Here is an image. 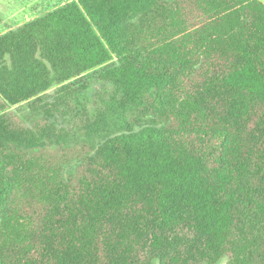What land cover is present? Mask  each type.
<instances>
[{
    "label": "trees",
    "instance_id": "16d2710c",
    "mask_svg": "<svg viewBox=\"0 0 264 264\" xmlns=\"http://www.w3.org/2000/svg\"><path fill=\"white\" fill-rule=\"evenodd\" d=\"M264 264L263 0H74L0 35V264Z\"/></svg>",
    "mask_w": 264,
    "mask_h": 264
},
{
    "label": "rangeland",
    "instance_id": "374dc122",
    "mask_svg": "<svg viewBox=\"0 0 264 264\" xmlns=\"http://www.w3.org/2000/svg\"><path fill=\"white\" fill-rule=\"evenodd\" d=\"M74 0H0V35ZM224 264V261L218 263Z\"/></svg>",
    "mask_w": 264,
    "mask_h": 264
},
{
    "label": "crops",
    "instance_id": "0c3cea01",
    "mask_svg": "<svg viewBox=\"0 0 264 264\" xmlns=\"http://www.w3.org/2000/svg\"><path fill=\"white\" fill-rule=\"evenodd\" d=\"M263 2H264V0H263Z\"/></svg>",
    "mask_w": 264,
    "mask_h": 264
}]
</instances>
